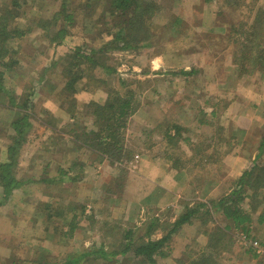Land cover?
Segmentation results:
<instances>
[{
    "label": "rangeland",
    "instance_id": "obj_1",
    "mask_svg": "<svg viewBox=\"0 0 264 264\" xmlns=\"http://www.w3.org/2000/svg\"><path fill=\"white\" fill-rule=\"evenodd\" d=\"M21 1L27 19L16 23L26 35L10 40L7 64L0 61V162H12L15 179L25 184L5 199L0 181V264L62 263L103 245L112 249L127 230L147 241L152 221V238L159 239L202 203L158 264H264V154L257 158L264 136V0H142L145 25H134L137 48L127 51L116 50L117 42L105 45L119 31L110 0H67L74 15L64 23L57 13L63 0L44 6L38 0L37 7ZM10 4L0 0V10ZM41 10L49 34L34 21ZM57 20L68 28L60 40L53 37ZM104 45L109 50L98 60L115 73L82 57ZM243 50L258 62L236 65ZM111 90L134 94L121 163L75 137L100 133L93 104L113 98ZM20 116H27L22 137L13 127ZM167 129L178 137L169 141ZM233 191L244 194L249 233L213 206ZM80 264L135 263L92 256Z\"/></svg>",
    "mask_w": 264,
    "mask_h": 264
},
{
    "label": "trees",
    "instance_id": "obj_2",
    "mask_svg": "<svg viewBox=\"0 0 264 264\" xmlns=\"http://www.w3.org/2000/svg\"><path fill=\"white\" fill-rule=\"evenodd\" d=\"M31 5L37 7L38 0H30ZM209 2L210 0H205ZM110 17L113 18V21L117 23V29L119 31L113 34V40L106 43L107 48H110L114 45L115 42L119 43L122 46H117L115 49L120 51H127L132 48H137V36L132 34V30L136 28L134 25L136 23H141V26L145 25V22H139L142 16H146V12L143 9L141 3L142 0H110ZM21 0H11V4L7 5L5 10H0V61L10 53L14 47L12 44L8 43L10 40H16L17 38L24 37L26 33L19 27L16 23L17 20L27 19L26 14H28L27 10L24 9L21 4ZM27 5L28 3L25 2ZM41 6H44V0L40 2ZM62 11L57 12L62 15L63 19L61 21L68 22L73 20V13H68L67 0H63L62 2ZM150 9H148L149 11ZM147 11V12H148ZM37 16L34 19L35 23L39 25L40 28H43L49 34V30L51 27L48 25L49 18L44 17L42 14V10L36 12ZM155 12L153 11L151 15ZM116 18V19H115ZM58 21H55L57 24V30L54 33L53 37L64 38L65 34L68 33V28L62 26L63 24H58ZM60 21V22H61ZM259 23V22H258ZM16 24V25H15ZM257 26V25H256ZM255 28V27H254ZM141 30L142 28H137ZM127 30V32H126ZM149 38H147L148 40ZM10 41V42H11ZM60 43V42H58ZM100 47V49H93L90 53H82V57L85 61H88L93 65L94 68H103L108 73H115V69L106 65L105 63L99 62L102 56H106L108 50L106 46ZM110 46V47H109ZM245 53L240 56L237 60L235 58V64L247 66L245 62L253 59L256 63L259 60V57H252L251 52H247L243 50ZM257 53V52H256ZM249 54V55H248ZM251 54V55H250ZM18 61L15 59V63ZM3 65H6L7 62L4 60L2 62ZM251 64V63H249ZM252 65V64H251ZM183 75H190L189 72H183ZM5 74L0 72V80L4 81ZM82 76L77 75L74 80L67 82V85L70 87L72 83L80 80ZM1 80V81H2ZM111 92L116 93L112 95L113 98H107L104 100V103H95L93 114L98 115L102 124L100 125V133L97 134L94 130H91L89 133H84L83 136L85 138H80L78 136L76 139L83 140L84 147L90 148L92 151L100 154L111 162L117 161L121 163L122 160V152H123V131L126 128V124L128 123V119L130 117V107L132 104L134 94L131 91H127L125 94H120L115 90H111ZM25 104V102H24ZM27 116H20L15 121H13V127L20 137H22L21 126L26 122ZM169 129L166 130L165 136L170 141L178 137L177 134L175 136L173 134H168ZM93 134V138L90 139V135ZM18 139V137H17ZM262 143L259 148V157L264 154V136L262 139ZM11 160L14 154L17 152L16 144L15 146L9 149ZM13 163H2L0 162V181L2 182V190L5 196V199H9L13 192L21 189L24 186V182L15 179L13 172ZM246 174V173H245ZM248 173L246 176L249 177ZM243 177V176H242ZM243 192L233 191L228 196L222 198L217 204L213 206L216 208H220L224 216L227 220L232 221L234 223L235 228H239L242 231L249 233V225L252 222L251 214L245 213L241 206L240 201H244L242 197ZM250 198L252 196L250 195ZM206 204L202 203L198 207L188 208L183 214H181L172 224L170 230L161 238L153 239L152 235L156 232V222L152 221L148 225L147 235L148 239H138L134 235L133 230H127L124 234L123 240L121 242L116 243L112 246V249L105 250V245H103L98 251H86L82 255L78 257H70L65 262L58 263L54 262L53 264H80L83 260L92 258V256H99L103 260H107L110 262H124L128 259H132L135 264H158V257H164L163 250L166 246L172 241V239L178 234V232L184 227V225L190 223L200 212V209L205 208ZM210 214V211L207 210ZM260 223L264 222V210L263 214L260 215L259 219ZM77 222L73 220L71 222L70 232L73 234L76 229ZM224 234V233H223ZM206 260V259H205ZM204 261V260H203ZM207 264H213L212 261L207 260ZM15 264H27L24 262H17ZM31 264V263H29ZM48 264V263H42ZM51 264V263H49Z\"/></svg>",
    "mask_w": 264,
    "mask_h": 264
}]
</instances>
